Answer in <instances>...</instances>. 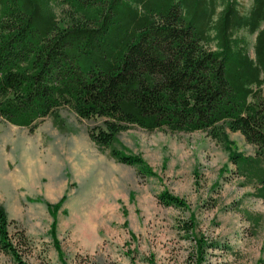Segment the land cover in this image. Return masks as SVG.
I'll use <instances>...</instances> for the list:
<instances>
[{
  "label": "trees",
  "instance_id": "obj_1",
  "mask_svg": "<svg viewBox=\"0 0 264 264\" xmlns=\"http://www.w3.org/2000/svg\"><path fill=\"white\" fill-rule=\"evenodd\" d=\"M263 84L264 0H0L2 119L33 129L66 106L95 120L88 135L100 149L131 126L202 131L228 147L227 130L239 132L254 153L230 150V162L264 200ZM109 155L141 176L153 173L122 148ZM158 200L186 207L167 190ZM11 223L0 205V252L30 264V239ZM209 245L195 236L194 264Z\"/></svg>",
  "mask_w": 264,
  "mask_h": 264
},
{
  "label": "rangeland",
  "instance_id": "obj_2",
  "mask_svg": "<svg viewBox=\"0 0 264 264\" xmlns=\"http://www.w3.org/2000/svg\"><path fill=\"white\" fill-rule=\"evenodd\" d=\"M58 114L33 129L0 117V205L10 231L23 229L30 239L28 263L194 264L195 236L203 235L216 245L202 264H264V200L229 159L230 150L254 153L239 132L227 130L228 147L202 131L131 126L110 148L139 155L153 172L141 176L91 141L95 120L66 106ZM164 190L186 207L160 203ZM0 264L16 263L0 252Z\"/></svg>",
  "mask_w": 264,
  "mask_h": 264
}]
</instances>
